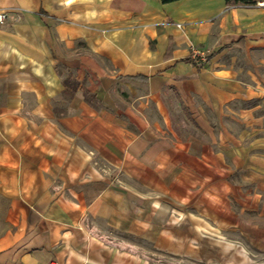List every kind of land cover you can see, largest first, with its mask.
Wrapping results in <instances>:
<instances>
[{"label": "crops", "instance_id": "0c3cea01", "mask_svg": "<svg viewBox=\"0 0 264 264\" xmlns=\"http://www.w3.org/2000/svg\"><path fill=\"white\" fill-rule=\"evenodd\" d=\"M258 2L0 0V264H264Z\"/></svg>", "mask_w": 264, "mask_h": 264}, {"label": "built area", "instance_id": "2783aa9c", "mask_svg": "<svg viewBox=\"0 0 264 264\" xmlns=\"http://www.w3.org/2000/svg\"><path fill=\"white\" fill-rule=\"evenodd\" d=\"M258 3H263V2L259 1ZM5 18H6V13L3 11H0V22H2ZM195 53L201 58L205 57V53H201L199 51H195ZM83 226L86 228L88 234L94 237H97L98 239H100L101 241L109 245L119 247V248H125V247L130 248V245L126 244L123 240L119 239L116 236V234H114L112 231L101 230L100 228L95 226L93 223H91L88 219H85ZM174 264H179V263H174Z\"/></svg>", "mask_w": 264, "mask_h": 264}, {"label": "trees", "instance_id": "16d2710c", "mask_svg": "<svg viewBox=\"0 0 264 264\" xmlns=\"http://www.w3.org/2000/svg\"><path fill=\"white\" fill-rule=\"evenodd\" d=\"M163 2H168L172 0H161ZM257 1H263L264 0H225L228 4H255Z\"/></svg>", "mask_w": 264, "mask_h": 264}, {"label": "rangeland", "instance_id": "374dc122", "mask_svg": "<svg viewBox=\"0 0 264 264\" xmlns=\"http://www.w3.org/2000/svg\"><path fill=\"white\" fill-rule=\"evenodd\" d=\"M112 232H114V231H112ZM114 234H116V236H117L119 239L123 240L124 242H127V240H125L124 238H122L120 234H118V233H114ZM128 242H129V241H128ZM127 244H128V243H127Z\"/></svg>", "mask_w": 264, "mask_h": 264}]
</instances>
